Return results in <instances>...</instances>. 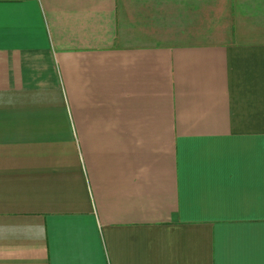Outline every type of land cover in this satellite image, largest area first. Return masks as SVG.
I'll return each instance as SVG.
<instances>
[{
	"label": "crops",
	"instance_id": "0c3cea01",
	"mask_svg": "<svg viewBox=\"0 0 264 264\" xmlns=\"http://www.w3.org/2000/svg\"><path fill=\"white\" fill-rule=\"evenodd\" d=\"M0 264H264V0H0Z\"/></svg>",
	"mask_w": 264,
	"mask_h": 264
}]
</instances>
